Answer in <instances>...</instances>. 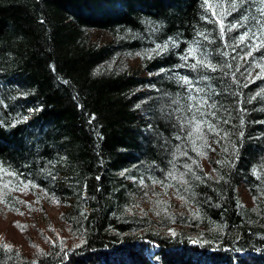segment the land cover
<instances>
[{
    "label": "trees",
    "instance_id": "trees-1",
    "mask_svg": "<svg viewBox=\"0 0 264 264\" xmlns=\"http://www.w3.org/2000/svg\"><path fill=\"white\" fill-rule=\"evenodd\" d=\"M260 5L0 0L2 202L16 208L15 190L42 189L73 234L46 232L40 253L0 242V264H151L135 242L159 245L154 264H197L216 241L234 251L225 264H264V47H252ZM189 48L196 58L185 61ZM199 58L215 71L194 73ZM184 69L216 106L202 109L220 133L210 147L187 139V90L170 84ZM145 195L162 214L143 212Z\"/></svg>",
    "mask_w": 264,
    "mask_h": 264
},
{
    "label": "rangeland",
    "instance_id": "rangeland-1",
    "mask_svg": "<svg viewBox=\"0 0 264 264\" xmlns=\"http://www.w3.org/2000/svg\"><path fill=\"white\" fill-rule=\"evenodd\" d=\"M94 14L95 16L98 15L96 12H94ZM25 188L27 190L23 189L21 192L16 191L19 199L18 204L15 206L18 211H12L13 209L9 208L8 205L2 203V190L0 189V242L8 243L11 246H21L22 251L30 254L33 252H30L28 248L29 245L34 246L35 243L36 245H39L41 243L40 241H44V234L46 232L55 231L57 233L59 229H61L64 234L63 236L59 235L60 238L67 239V242H72L73 234L70 233L69 226L61 221L60 217L62 208L57 202L51 203L50 198L45 200L44 198L46 195L38 190H32L31 193L29 187ZM37 192H40L41 196H38ZM245 192L247 193V191ZM30 193L34 197H32ZM248 198L249 196L247 193L245 199L247 200ZM147 199L151 200L149 199V196H147L141 202L143 212L147 211V208H149L152 209L151 211L153 215H159V212L161 211L160 207H156L155 204H153V201L150 204H146L148 202ZM176 202L177 204L175 206L180 208L179 206H182V201L178 196H176ZM160 214H162V212H160ZM25 222L29 223L28 227L30 228L26 229L24 226ZM35 228L39 231L36 232ZM33 251L40 253V249L36 251V248H34Z\"/></svg>",
    "mask_w": 264,
    "mask_h": 264
},
{
    "label": "snow or ice",
    "instance_id": "snow-or-ice-1",
    "mask_svg": "<svg viewBox=\"0 0 264 264\" xmlns=\"http://www.w3.org/2000/svg\"><path fill=\"white\" fill-rule=\"evenodd\" d=\"M205 2L207 3V0H205ZM240 2L242 3L243 0H240ZM261 5H264V0H260ZM211 6V5H209ZM223 8V6H221ZM231 7L233 9H235L237 7V0H231ZM261 14L264 15V7L261 8ZM227 12H223L221 13V18L217 19V23H219L220 25V29L221 32L223 33L224 31V23H223V15H227ZM215 15V13H214ZM245 19H247L245 17ZM240 25H229V28H235V27H239ZM247 37V33L241 34L239 36V41L241 43H244ZM173 44H175L174 41H171ZM264 47V21H261V36H260V43L259 45H253L252 47ZM168 47L167 44L164 45H157L156 48L157 50H166ZM227 53H225L226 55ZM248 56L252 55V50L250 49L249 52L247 53ZM189 57L192 58H196V51L193 48H189L187 50V52L181 57V59L183 60H188ZM206 66V67H211L213 71H215V67L210 65V64H206V62L204 61L203 58H199L196 59V62L191 64L190 67L195 69L198 66ZM180 67H184V65H180ZM179 79L182 81V83L184 85L187 86V100L190 102L188 105V111L193 113V115L190 117V119H188L187 123L190 125V130L187 133V139L191 140L193 145L196 144V141L199 140L202 143V146L204 147H210V145L208 144V135L209 134H215V135H220L218 128L216 126L215 123L212 122L211 119L206 118V117H210V116H215V113H206L205 111H203L202 109L206 108V107H211V108H215V104H211L208 105L207 100L204 97L199 96V93H202L204 91V89L195 86L193 80H190L187 76H181L179 77ZM193 93L197 94L194 95ZM174 103H178V101H174ZM178 140L181 139L180 136L176 137ZM193 151H197L196 147H193ZM184 155H187V153H184ZM200 155H204L203 152H200ZM185 167L187 168L188 165H185ZM169 176H172V173H169ZM173 178H175L173 176ZM155 182V181H154ZM184 183H187V181H184ZM21 184H23V181H21ZM26 187V185H25ZM173 235H175V233L173 232ZM4 247H7L10 249V246L8 245H4Z\"/></svg>",
    "mask_w": 264,
    "mask_h": 264
},
{
    "label": "bare ground",
    "instance_id": "bare-ground-1",
    "mask_svg": "<svg viewBox=\"0 0 264 264\" xmlns=\"http://www.w3.org/2000/svg\"><path fill=\"white\" fill-rule=\"evenodd\" d=\"M262 7H264V5H260V7H259V10H261V8ZM261 12V11H260ZM250 21L253 23V18L252 19H250ZM262 21H264V20H262ZM261 26V25H260ZM97 33H99V32H96V34ZM244 33H247V32H244ZM232 34V33H231ZM248 34V33H247ZM232 38L234 39V40H236V38H235V35L234 34H232ZM253 44H254V41H253ZM255 45V44H254ZM127 56L129 57V58H131L130 57V55L129 54H127ZM132 56V55H131ZM127 59V58H126ZM127 61V60H126ZM124 63V61L121 63V64H123ZM200 69H202L201 71H205V68H203L202 67V65L201 66H198L197 68H195V69H191L194 73H196V71H199ZM190 70V71H191ZM188 73V69H184V70H182V71H177L175 74H174V76H173V81L174 82H171L170 84H171V86L172 87H174L175 89H178V90H180V91H183V92H185L186 90H187V86L186 85H184L183 83H182V81L179 79V77H181V76H189V74H187ZM151 86L153 85L154 87H155V91H158V89H157V85H155V84H153V83H151L150 84ZM170 86V87H171ZM5 181V180H4ZM38 186L37 185H35V189L37 188ZM38 191H40V192H42V193H44L45 194V192L42 190V189H37ZM16 191L17 192H19V190H15L14 191V194H15V196H18V194L16 193ZM28 192H29V190H28ZM38 193V196H41V193ZM20 195V194H19ZM46 196H45V200H47V199H49L48 198V195L47 194H45ZM33 197V196H32ZM2 199L1 200H4V197L2 196L1 197ZM36 200V199H35ZM49 201V200H48ZM41 202H42V200H41ZM3 204H6V205H8L9 206V208H11V209H13L12 211H18V209H17V207L15 208V207H13L11 204H9L6 200L5 201H3L2 202ZM51 203H53L52 201H51ZM28 225H29V223H24V226L26 227V229H28V228H30V227H28ZM39 226V225H38ZM41 229V228H40ZM35 230H36V228H35ZM37 231H39L38 229L36 230V232ZM34 232V231H33ZM53 234H54V232L53 231H49L48 233H47V235H49V236H53ZM57 234L58 235H60V236H63L64 234H63V232H62V230L61 229H59L58 231H57ZM30 235L32 236V234L30 233ZM226 235V234H225ZM225 235L223 236V238H225ZM59 236V237H60ZM32 238V237H31ZM44 238V237H43ZM41 243L38 245H36V243L34 244V246H32V245H29V250H30V252H34L33 250H34V248H36V251L37 250H39L42 246H47L48 244H49V240L48 239H46V238H44V241H40ZM42 243H44V244H42ZM262 246H264V240L262 241ZM154 246H156V247H158L159 248V245H151L150 243H143V244H139V243H137V242H135V245H134V249L136 250L135 252H137V253H139V254H142L144 257H146V258H148V260H149V262H151V264H154V263H158L159 261H161V256L158 254V253H156L155 252V250H156V248L154 247ZM211 247V249L209 248L208 250H206L207 252L205 253V256H204V259L202 258V259H200V258H197V259H193L192 260V262L193 263H197V264H206L207 263V261L208 260H206V258H211V257H215L216 259H219L220 258V260H216V262L217 263H215V264H225V259L227 258V256L229 255V253H227V252H234L231 248H230V246H228V244H226L224 241H216V243H214L213 244V246H210ZM209 254V255H208ZM238 255H240V256H246V255H248L247 254V252L246 251H239L238 252ZM206 257V258H205ZM232 261H233V263L234 264H240V263H245V261H240L239 259H237V258H233L232 259ZM246 261L248 262V264L249 263H252V261H253V259L251 258V257H247L246 256ZM214 263V262H213Z\"/></svg>",
    "mask_w": 264,
    "mask_h": 264
}]
</instances>
